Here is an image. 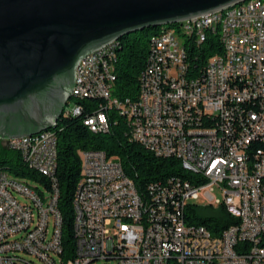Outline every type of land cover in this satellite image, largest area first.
Returning <instances> with one entry per match:
<instances>
[{
  "label": "built area",
  "instance_id": "2783aa9c",
  "mask_svg": "<svg viewBox=\"0 0 264 264\" xmlns=\"http://www.w3.org/2000/svg\"><path fill=\"white\" fill-rule=\"evenodd\" d=\"M198 18H206V25H198ZM198 18L170 39L152 38L138 93L149 108L145 121H138L136 100L114 96L117 59H109V45L81 61L73 90V100L100 99L116 109L129 120L133 141L156 157L180 161L197 183L155 184L152 202L145 201L119 161L84 151L75 256L65 259L56 133L29 145L0 138L53 184L42 198L25 191L26 181L0 171V264H264V0L231 17ZM214 29H221L223 53L209 59L201 77L190 69L192 51ZM82 113L75 103L63 116ZM84 122L93 133L109 131L104 110ZM216 187L222 200L213 195ZM201 198L206 206H224L239 223L218 237L191 223L189 206Z\"/></svg>",
  "mask_w": 264,
  "mask_h": 264
},
{
  "label": "water",
  "instance_id": "95a60500",
  "mask_svg": "<svg viewBox=\"0 0 264 264\" xmlns=\"http://www.w3.org/2000/svg\"><path fill=\"white\" fill-rule=\"evenodd\" d=\"M250 0H0V138L51 130L81 61L145 29L180 25Z\"/></svg>",
  "mask_w": 264,
  "mask_h": 264
},
{
  "label": "trees",
  "instance_id": "16d2710c",
  "mask_svg": "<svg viewBox=\"0 0 264 264\" xmlns=\"http://www.w3.org/2000/svg\"><path fill=\"white\" fill-rule=\"evenodd\" d=\"M173 26V27H172ZM178 28V25L145 29L119 41L115 71L114 96L122 100H138L140 78L145 71L151 52V40L156 36ZM223 53V48L217 36L210 37L204 44L195 47L190 69L201 77L209 59L214 55ZM83 106L81 116H63L51 129L57 136V187L59 189L58 209L63 218L62 244L65 259L75 256V197L78 183L83 174L82 153L84 151H101L110 159H116L123 167L125 175L133 181L139 195L146 201L152 202L150 187L155 184H167L177 179L197 183V177L183 169L180 161L175 158L156 157L130 136L128 121L116 109L107 108L106 102L100 99L76 101ZM102 105V109L101 106ZM99 110L106 111L109 120V131L93 133L85 126V119ZM4 148L0 141V171H8L10 175L28 182H36L44 187L45 192L39 195L44 198L52 193V181L44 175L32 170L15 152ZM204 183V180H199ZM31 186V185H30ZM39 189V188H35ZM194 205L189 206L187 217L196 225L205 226L214 236H220L225 230L239 223L224 206L221 214L215 217H201ZM192 213V215H191Z\"/></svg>",
  "mask_w": 264,
  "mask_h": 264
},
{
  "label": "bare ground",
  "instance_id": "6f19581e",
  "mask_svg": "<svg viewBox=\"0 0 264 264\" xmlns=\"http://www.w3.org/2000/svg\"><path fill=\"white\" fill-rule=\"evenodd\" d=\"M254 0H250L245 2L244 4L238 5L232 9H228L222 12H216V17L218 18H227L231 17L237 12V10H244L246 6H251L253 4ZM198 25H206V18H198ZM173 27V26H172ZM180 28H184V23L178 25V28L175 30H171L169 32H166L162 34L161 36H156L154 38L156 39H170V33H180ZM213 36L221 37V29H214L213 30ZM118 48H119V41L113 42L109 44V59H117L118 54ZM90 61V55H88L86 58L82 60V62H89ZM81 76V67H78L76 71V77ZM65 110H68L67 108ZM136 110L138 112V121H145L148 118L149 115V108L147 106V103L144 99V95H139L138 100L136 101ZM129 123V120H127ZM56 125V124H55ZM85 126L88 127L91 130L90 125L85 122ZM92 131V130H91ZM54 132L49 130L42 132L38 135L27 137V138H18V144L21 145H29L33 144L36 141H40L43 135L46 134H53ZM101 133V132H99ZM83 172V171H82ZM46 177V175H44ZM24 189L25 191H35L34 188L30 185H26L24 183ZM37 192V191H36ZM76 200V197H75ZM75 205V203H74Z\"/></svg>",
  "mask_w": 264,
  "mask_h": 264
},
{
  "label": "rangeland",
  "instance_id": "374dc122",
  "mask_svg": "<svg viewBox=\"0 0 264 264\" xmlns=\"http://www.w3.org/2000/svg\"><path fill=\"white\" fill-rule=\"evenodd\" d=\"M170 30H175V28L173 29H170ZM75 105V101L72 99L70 100L68 106H67V109H72ZM15 155V152H11L10 156H14ZM12 178H16L14 175H11ZM21 181H25L23 179H20ZM33 188L35 191H37V193H40V191L42 192H45V194H47L46 190L44 189L43 186H41L39 183H36V182H28ZM35 188H39V189H35ZM214 197L216 200H222L223 197H222V193L221 191L216 187L215 189V192H214ZM19 201L22 202V203H26V200L22 197H18ZM206 203V202H205ZM193 204L195 205V209L197 211V213L203 217V218H208V217H215V216H219L221 214V208L218 206V205H215V206H206L202 203V198L199 200V201H194ZM46 205V203H45ZM26 259L27 260H32V261H36L34 260L32 257L30 256H26ZM37 262V261H36ZM39 263V262H37Z\"/></svg>",
  "mask_w": 264,
  "mask_h": 264
}]
</instances>
